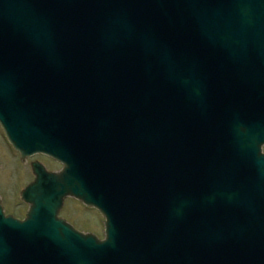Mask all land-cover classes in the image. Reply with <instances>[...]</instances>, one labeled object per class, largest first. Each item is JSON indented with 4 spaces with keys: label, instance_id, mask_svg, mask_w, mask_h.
I'll list each match as a JSON object with an SVG mask.
<instances>
[{
    "label": "water",
    "instance_id": "obj_1",
    "mask_svg": "<svg viewBox=\"0 0 264 264\" xmlns=\"http://www.w3.org/2000/svg\"><path fill=\"white\" fill-rule=\"evenodd\" d=\"M0 128V264H264V0H0Z\"/></svg>",
    "mask_w": 264,
    "mask_h": 264
},
{
    "label": "rangeland",
    "instance_id": "obj_2",
    "mask_svg": "<svg viewBox=\"0 0 264 264\" xmlns=\"http://www.w3.org/2000/svg\"><path fill=\"white\" fill-rule=\"evenodd\" d=\"M264 152V146L262 147ZM41 163L48 171L58 172L61 165L44 155H34L24 160L7 142L0 128V201L6 215L23 219L28 205L20 199L22 189L33 181L30 164ZM59 217L69 222L84 234H93L99 239L104 237V219L97 210L70 197H66L59 210Z\"/></svg>",
    "mask_w": 264,
    "mask_h": 264
},
{
    "label": "flooded vegetation",
    "instance_id": "obj_3",
    "mask_svg": "<svg viewBox=\"0 0 264 264\" xmlns=\"http://www.w3.org/2000/svg\"><path fill=\"white\" fill-rule=\"evenodd\" d=\"M46 157H47V156H46ZM48 158H49V157H48ZM50 159H51V158H50ZM53 161H54V160H53ZM70 198H72V197H70ZM73 199H75V198H73ZM65 222H66L67 224H69V225H70V223H69V222H67V221H65ZM71 226H72V225H71ZM72 227H73V226H72ZM73 229H75L76 231H78V230H77V228H74V227H73Z\"/></svg>",
    "mask_w": 264,
    "mask_h": 264
}]
</instances>
